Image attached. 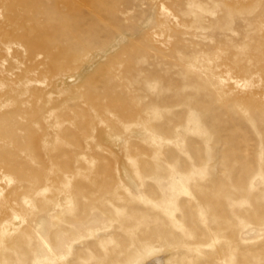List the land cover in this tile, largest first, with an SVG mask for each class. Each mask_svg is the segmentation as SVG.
<instances>
[{"label": "rangeland", "instance_id": "374dc122", "mask_svg": "<svg viewBox=\"0 0 264 264\" xmlns=\"http://www.w3.org/2000/svg\"><path fill=\"white\" fill-rule=\"evenodd\" d=\"M139 263L264 264V0H0V264Z\"/></svg>", "mask_w": 264, "mask_h": 264}, {"label": "bare ground", "instance_id": "6f19581e", "mask_svg": "<svg viewBox=\"0 0 264 264\" xmlns=\"http://www.w3.org/2000/svg\"><path fill=\"white\" fill-rule=\"evenodd\" d=\"M145 262H146V260H145ZM146 263H147V262H146ZM146 263H145V264H146ZM153 263H156V262H153ZM139 264H141V263H139ZM142 264H143V263H142Z\"/></svg>", "mask_w": 264, "mask_h": 264}]
</instances>
